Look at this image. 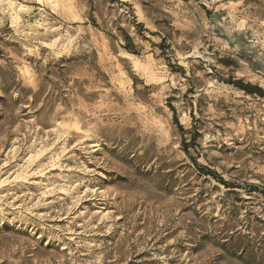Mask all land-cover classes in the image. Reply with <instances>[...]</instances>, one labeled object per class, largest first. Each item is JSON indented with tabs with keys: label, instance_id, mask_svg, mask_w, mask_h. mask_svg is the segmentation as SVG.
Instances as JSON below:
<instances>
[{
	"label": "rangeland",
	"instance_id": "rangeland-1",
	"mask_svg": "<svg viewBox=\"0 0 264 264\" xmlns=\"http://www.w3.org/2000/svg\"><path fill=\"white\" fill-rule=\"evenodd\" d=\"M238 79L264 0H0V264H264Z\"/></svg>",
	"mask_w": 264,
	"mask_h": 264
},
{
	"label": "trees",
	"instance_id": "trees-1",
	"mask_svg": "<svg viewBox=\"0 0 264 264\" xmlns=\"http://www.w3.org/2000/svg\"><path fill=\"white\" fill-rule=\"evenodd\" d=\"M236 88L246 92V93H249V94H258L260 96H264V90L262 87L258 86V85H254V84H251V83H245L242 79H238V80H235L233 81V83ZM186 152H188V149H185ZM213 176H215L216 178H218V180L224 184V185H227L229 186V183H227L224 179L220 178L217 174L215 173H212Z\"/></svg>",
	"mask_w": 264,
	"mask_h": 264
},
{
	"label": "bare ground",
	"instance_id": "bare-ground-1",
	"mask_svg": "<svg viewBox=\"0 0 264 264\" xmlns=\"http://www.w3.org/2000/svg\"><path fill=\"white\" fill-rule=\"evenodd\" d=\"M9 164L7 163H5V164H2V166H0V169H2V168H4V167H7ZM9 167V166H8ZM5 169H7V168H5ZM3 170V169H2Z\"/></svg>",
	"mask_w": 264,
	"mask_h": 264
}]
</instances>
